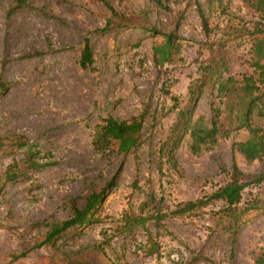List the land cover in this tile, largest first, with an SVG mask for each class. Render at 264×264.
Here are the masks:
<instances>
[{
    "label": "rangeland",
    "instance_id": "obj_1",
    "mask_svg": "<svg viewBox=\"0 0 264 264\" xmlns=\"http://www.w3.org/2000/svg\"><path fill=\"white\" fill-rule=\"evenodd\" d=\"M261 22L245 0H0V264L264 263V157L238 150L242 98L216 85L252 71ZM168 32L179 51L157 63ZM86 38L93 69L79 65ZM187 110L208 128L219 111L197 151ZM131 118L138 132L113 130ZM252 123L264 131L257 109ZM100 126L113 151L94 149ZM233 160L249 183L236 219L222 201L178 214L227 183ZM96 193V219L42 243Z\"/></svg>",
    "mask_w": 264,
    "mask_h": 264
},
{
    "label": "trees",
    "instance_id": "obj_2",
    "mask_svg": "<svg viewBox=\"0 0 264 264\" xmlns=\"http://www.w3.org/2000/svg\"><path fill=\"white\" fill-rule=\"evenodd\" d=\"M25 0H18L19 3H23ZM251 5L256 11L260 13L261 23H257L254 27V42L251 45V68L252 71L243 74V79L239 85L235 84L232 78H227L225 82H217V90L219 93H224L226 96L237 94L241 99V109L236 117L239 128H243L249 132L250 136L244 141L237 144L238 150L243 154L244 158L248 162H253L256 159H262L264 157V131L252 123V115L254 109L258 110V113L264 116V0H245ZM200 18L202 21L203 29L208 32L207 18L204 14L199 11ZM125 25L134 24L137 26H144V23L139 22L137 19L133 21L125 19ZM177 37L175 33L168 32L163 33V41L153 47L155 53V59L157 63H164L170 61L173 53L179 51V47L176 44ZM157 56V57H156ZM79 65L84 69L94 68V57L90 44V39L86 38L83 48L81 50V56L79 59ZM216 67H211L210 70H215ZM205 85V81L200 82L197 85L200 89ZM192 93V89H189ZM199 90L195 93L197 94ZM191 111L187 110L181 112L179 125L183 130H189L192 137L191 148L195 151L198 150L200 144H202L207 139L215 140L216 135L219 133V111H214V117L211 120V127H203V125L198 121L193 124L190 121ZM137 118H131V123L122 122L119 127L113 125L117 128L120 133L127 131H137L139 130V122ZM108 130L100 126L98 127L92 144L94 149L99 153H104L109 150H114L112 141L108 136ZM137 138V137H136ZM131 144H135L136 139L128 141ZM4 137L0 136V150L4 146ZM22 145L21 143H17ZM264 181V170L254 177L252 182L260 183ZM249 183L243 180V174L239 170L236 162L233 160L231 165V178L224 185L219 186L210 195L201 200L194 202H187L182 205L181 211L178 214H184L185 212H196L201 211L205 204L212 201H222L225 208L229 210L234 219L237 217L238 207L243 200V191ZM102 194L96 193L90 195L83 208H77L75 205L72 207V215L68 219L61 222H53L47 232L44 241L42 243L53 242L55 238L60 236L63 232L67 231L73 227H82L96 219L95 212L101 203ZM236 211V213H234ZM236 223L234 222V225ZM234 231V230H233ZM41 243V244H42ZM262 263V261L260 262Z\"/></svg>",
    "mask_w": 264,
    "mask_h": 264
}]
</instances>
